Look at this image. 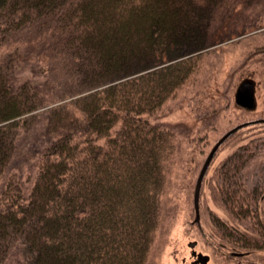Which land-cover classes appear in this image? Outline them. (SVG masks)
Wrapping results in <instances>:
<instances>
[{
  "label": "trees",
  "instance_id": "obj_1",
  "mask_svg": "<svg viewBox=\"0 0 264 264\" xmlns=\"http://www.w3.org/2000/svg\"><path fill=\"white\" fill-rule=\"evenodd\" d=\"M239 5L264 0H0V179L39 118L55 135L28 194L15 172L4 184L0 264H14V252L24 264H147L171 214L179 143L150 115L195 70V52L238 34L209 27ZM30 56L44 63V80L15 84ZM249 137L214 173L239 224L218 217L216 237L238 254L264 249V180L249 185L245 172L264 135Z\"/></svg>",
  "mask_w": 264,
  "mask_h": 264
},
{
  "label": "rangeland",
  "instance_id": "obj_2",
  "mask_svg": "<svg viewBox=\"0 0 264 264\" xmlns=\"http://www.w3.org/2000/svg\"><path fill=\"white\" fill-rule=\"evenodd\" d=\"M240 7L236 8L231 18L217 19L209 27L213 36L233 29H237L238 34L195 52L191 58V62L196 65L195 70L150 115L153 122L173 127L178 133L176 141L179 143L169 161L173 178L169 197L171 214L164 231L160 229L157 232L147 264H192L194 257L188 245L192 240L198 241V251L210 255L207 264H264V249L246 254L241 251L238 254V250L218 240L214 225L220 217L239 226L214 188L215 170L240 143L251 138L249 134L256 132L263 136L264 123L245 127L237 137L227 139L219 147L202 183V226L194 221L195 186L212 147L233 126L264 117V6L245 10ZM18 63L13 77L15 84L27 79L35 82L44 80L46 69L37 57L23 58ZM30 64L36 66L32 68ZM245 81L254 84L252 105L238 100V88ZM44 125V119L39 118L28 132L19 136L7 174L0 179V198L7 177L12 172L22 180L25 194L29 193L38 166L39 152L55 137L44 133ZM119 126L120 123L112 132L115 133ZM106 139L100 138L99 142L103 144ZM259 152L258 159L245 171L249 185H255L261 177L264 180V147ZM10 261L24 264L18 252L11 255Z\"/></svg>",
  "mask_w": 264,
  "mask_h": 264
},
{
  "label": "water",
  "instance_id": "obj_3",
  "mask_svg": "<svg viewBox=\"0 0 264 264\" xmlns=\"http://www.w3.org/2000/svg\"><path fill=\"white\" fill-rule=\"evenodd\" d=\"M253 82L251 81H245L243 82L240 87L238 88V100H241L247 105H252L253 101ZM264 122V117L262 118H256V119H250L248 121H244L242 123H239L232 128H230L220 139L215 143V145L212 147L211 151L207 155L203 166L200 170V173L197 178L196 186H195V192H194V207H195V219L194 221L201 227V213H200V194H201V188L203 179L206 175V172L211 165V162L218 150V148L222 145V143L231 136L235 131L238 129L245 127L247 125L255 124V123H261ZM198 241L192 240L189 242V246L192 248L191 254L195 256V259L193 260L192 264H206L210 260V255L207 253H204L202 251L196 250V245Z\"/></svg>",
  "mask_w": 264,
  "mask_h": 264
},
{
  "label": "flooded vegetation",
  "instance_id": "obj_4",
  "mask_svg": "<svg viewBox=\"0 0 264 264\" xmlns=\"http://www.w3.org/2000/svg\"><path fill=\"white\" fill-rule=\"evenodd\" d=\"M196 246H197V245H196ZM191 250H192V248H191ZM196 250H197V249H196ZM197 251H198V250H197ZM198 252H199V251H198ZM191 255H192V254H191ZM192 256H193V255H192ZM193 257H194V259H195V256H193ZM194 259H193V260H194ZM208 262H209V261H208ZM206 264H207V263H206Z\"/></svg>",
  "mask_w": 264,
  "mask_h": 264
}]
</instances>
